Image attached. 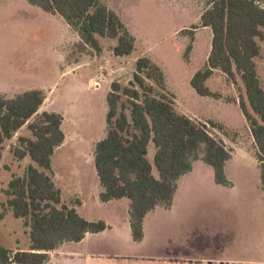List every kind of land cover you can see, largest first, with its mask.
<instances>
[{"label": "trees", "instance_id": "trees-1", "mask_svg": "<svg viewBox=\"0 0 264 264\" xmlns=\"http://www.w3.org/2000/svg\"><path fill=\"white\" fill-rule=\"evenodd\" d=\"M26 1L59 15L78 34L81 52L90 48L99 54V37L116 40L112 48L115 56H127L134 50V37L120 17L99 0ZM207 6L200 15V26L211 30L210 51L204 67L189 83L199 96L218 99L220 95L206 85L214 70L233 84L240 77L244 95H239L238 107L257 149L264 189V90L254 61L260 55L257 39L264 40V9L254 0H208ZM153 84L164 90L165 77L148 57L136 59L127 86L110 84L107 133L94 148V167L103 188L99 198L102 202L130 201L129 223L136 242L143 237L145 215L158 205L171 206L177 180L192 169L190 158L200 149L203 160L213 169L215 182L232 186L225 174L230 154L223 142L203 125L176 112L165 95L156 93ZM43 101L39 89L12 98L0 96V160L4 143L26 125L29 134L20 135L10 146V153L16 160L28 157L34 163L27 165L23 176H13L4 190L5 206L28 228L29 246L11 250L0 245V264H47L49 253L61 244L78 243L87 233L107 228L104 221L85 220L63 204L60 190L44 171L50 169V158L64 134L62 117L55 112L44 111L30 122ZM150 143L155 149L152 163L147 158Z\"/></svg>", "mask_w": 264, "mask_h": 264}, {"label": "rangeland", "instance_id": "rangeland-1", "mask_svg": "<svg viewBox=\"0 0 264 264\" xmlns=\"http://www.w3.org/2000/svg\"><path fill=\"white\" fill-rule=\"evenodd\" d=\"M99 1L120 17L134 37L130 55L116 57L112 52L116 40L106 37L98 38L99 54L90 48L81 52L77 33L59 15L42 11L26 0H0V96L12 98L39 89L44 104L30 122L44 111L62 117L64 140L50 158V169H39L49 174L61 190L63 203L80 205L77 212L87 220L105 216L104 210L97 206L98 198L92 199L100 187L94 148L107 133L106 96L110 84L127 86L139 57H148L164 73L165 89L153 84L156 93L165 95L176 112L203 125L212 137L223 142L230 154L226 169L235 182V206L240 203L243 186L240 181L245 177L251 176V181H256L262 198L257 149L237 102L239 95H244L240 77L233 84L217 70L210 77L209 86L220 95L218 99L199 96L189 83L193 72L203 68L210 51L211 30L200 26V15L208 7V0ZM254 1L264 9V0ZM257 42L260 55L254 61L264 90V40ZM77 63L82 66L77 67ZM28 134L25 125L7 140L0 160V245L11 250L29 246L28 228L5 206L4 193L12 177L23 176L27 165L32 163L28 157L16 160L10 153L17 138ZM154 152V146L150 145L147 158L151 163ZM203 157L200 149L190 158L191 165L206 163ZM256 237L252 240L264 247V231L260 240ZM73 249L69 242L61 244L49 253L52 260L49 264H132L119 257L83 261L76 259L78 254H73Z\"/></svg>", "mask_w": 264, "mask_h": 264}, {"label": "crops", "instance_id": "crops-1", "mask_svg": "<svg viewBox=\"0 0 264 264\" xmlns=\"http://www.w3.org/2000/svg\"><path fill=\"white\" fill-rule=\"evenodd\" d=\"M80 65L77 63V67ZM209 80L206 85L210 88ZM103 95L105 99L106 94ZM226 163L225 174L233 185L230 187L215 182L208 164L192 163V169L177 180L171 206L158 205L145 215L143 237L138 242L131 235L130 201L121 198L102 202L100 185L92 199L98 198L97 206L104 210L105 216L88 221L102 220L107 228L87 233L78 243L69 242L75 250L73 254H78L76 259L96 262L119 257L132 264H264V247L252 240L256 235L260 240L264 231V196L260 198L256 181H251V173H246L250 177L239 180L243 186L240 203L235 206V182L229 178ZM68 207L77 212L81 206ZM50 261L49 256L47 264Z\"/></svg>", "mask_w": 264, "mask_h": 264}]
</instances>
